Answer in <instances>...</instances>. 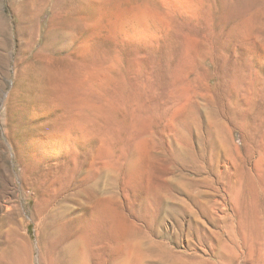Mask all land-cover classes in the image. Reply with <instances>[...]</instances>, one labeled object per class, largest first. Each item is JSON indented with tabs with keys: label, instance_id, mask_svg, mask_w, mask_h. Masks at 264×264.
Wrapping results in <instances>:
<instances>
[{
	"label": "rangeland",
	"instance_id": "1",
	"mask_svg": "<svg viewBox=\"0 0 264 264\" xmlns=\"http://www.w3.org/2000/svg\"><path fill=\"white\" fill-rule=\"evenodd\" d=\"M74 1L0 0V264L50 206L55 264H264V0L71 38Z\"/></svg>",
	"mask_w": 264,
	"mask_h": 264
},
{
	"label": "bare ground",
	"instance_id": "2",
	"mask_svg": "<svg viewBox=\"0 0 264 264\" xmlns=\"http://www.w3.org/2000/svg\"><path fill=\"white\" fill-rule=\"evenodd\" d=\"M74 2L77 7L78 17L77 22H75L76 32L74 30L70 31L71 38L79 32L80 34L82 32L97 34L100 30H105L110 35L116 33L130 35L132 33L130 31L133 30V33H135L134 31L138 32V29H140L139 34L146 35L145 33L150 28V24L163 22L167 11H169L168 9H181L190 3V0H75ZM70 27H72L71 24ZM81 48H83V44ZM83 49L81 50L83 51ZM50 139L54 141L58 140V137L53 133L49 134V136H40L37 141L33 139L32 143L44 152L42 149L51 143ZM64 139L60 138L59 142L66 143L67 140L65 137ZM52 207L46 208L41 213V218H38V220L41 219V221H38V224L42 230L40 240L42 248L41 259H44L46 264H55V260H57L54 241L55 231L51 230L49 226L50 223H54V211ZM28 248L29 243L26 240L17 239L15 241L13 255L16 258L15 262L17 264H27Z\"/></svg>",
	"mask_w": 264,
	"mask_h": 264
}]
</instances>
